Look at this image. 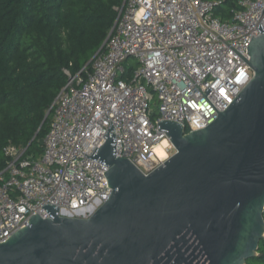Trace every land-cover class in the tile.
Masks as SVG:
<instances>
[{
  "label": "built area",
  "instance_id": "1",
  "mask_svg": "<svg viewBox=\"0 0 264 264\" xmlns=\"http://www.w3.org/2000/svg\"><path fill=\"white\" fill-rule=\"evenodd\" d=\"M226 0H125L91 68L71 76L54 100L43 154L7 145L0 172V244L34 215L59 207L61 218L87 219L112 196L109 167L92 157L111 128L116 157L149 175L165 162L157 149H175L162 120L185 134L207 128L253 78L248 46L264 28V0H238L231 18L217 10ZM138 67L129 75L127 63ZM159 102V118L151 104ZM107 115V116H106ZM110 119H108V118ZM87 155V156H85Z\"/></svg>",
  "mask_w": 264,
  "mask_h": 264
},
{
  "label": "water",
  "instance_id": "2",
  "mask_svg": "<svg viewBox=\"0 0 264 264\" xmlns=\"http://www.w3.org/2000/svg\"><path fill=\"white\" fill-rule=\"evenodd\" d=\"M258 30L248 46L253 78L213 123L185 134L180 123L162 120L175 153L149 175L116 157L112 124L107 142L92 157L83 153L109 167L111 198L87 219L61 218L59 207L45 205L50 218L32 216L0 244V264H247L257 257L264 240L262 24Z\"/></svg>",
  "mask_w": 264,
  "mask_h": 264
},
{
  "label": "trees",
  "instance_id": "3",
  "mask_svg": "<svg viewBox=\"0 0 264 264\" xmlns=\"http://www.w3.org/2000/svg\"><path fill=\"white\" fill-rule=\"evenodd\" d=\"M125 0H0V172L4 148H28L25 157L44 151L54 100L100 50ZM238 0L217 10L231 18ZM91 68V64L88 69ZM84 74V72H82ZM247 264H264V240Z\"/></svg>",
  "mask_w": 264,
  "mask_h": 264
},
{
  "label": "rangeland",
  "instance_id": "4",
  "mask_svg": "<svg viewBox=\"0 0 264 264\" xmlns=\"http://www.w3.org/2000/svg\"><path fill=\"white\" fill-rule=\"evenodd\" d=\"M223 8H224V9H227V6H223ZM127 66L129 67V68H128L129 75H131V74L133 73V71H134L135 69H137L138 64H137V61H136V60H134V59H130V60L128 61V63H127ZM151 110H152V115H151V117H152V119L155 121L156 119L159 118V102H158V99H157L156 96L154 97V101H153L152 104H151ZM174 153H175V150L172 151V153L170 154V156L168 155L169 158H170L171 156H173Z\"/></svg>",
  "mask_w": 264,
  "mask_h": 264
},
{
  "label": "bare ground",
  "instance_id": "5",
  "mask_svg": "<svg viewBox=\"0 0 264 264\" xmlns=\"http://www.w3.org/2000/svg\"><path fill=\"white\" fill-rule=\"evenodd\" d=\"M166 145H167V142H164L163 146H166ZM163 146H160L157 149V152H158L159 156L162 158V160L165 162L169 159V156H168V153L165 151Z\"/></svg>",
  "mask_w": 264,
  "mask_h": 264
}]
</instances>
